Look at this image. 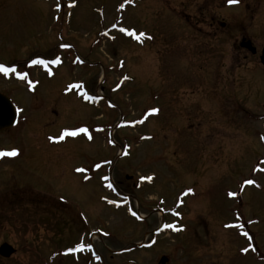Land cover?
<instances>
[{"label": "rangeland", "instance_id": "rangeland-1", "mask_svg": "<svg viewBox=\"0 0 264 264\" xmlns=\"http://www.w3.org/2000/svg\"><path fill=\"white\" fill-rule=\"evenodd\" d=\"M242 25L264 42V0H0V63L28 74L0 72L19 111L0 264H264V73L227 46Z\"/></svg>", "mask_w": 264, "mask_h": 264}, {"label": "flooded vegetation", "instance_id": "flooded-vegetation-1", "mask_svg": "<svg viewBox=\"0 0 264 264\" xmlns=\"http://www.w3.org/2000/svg\"><path fill=\"white\" fill-rule=\"evenodd\" d=\"M239 18L244 19L243 17H239ZM210 19H211L210 20V24L208 26V29H206L207 30L206 31L207 32V34H206L207 35V38L206 39H207L208 44H209L208 48L211 49V50H213V51H215L217 49L216 48L217 46H216L214 40H215V37H216L217 29L219 30V29L225 27V23L223 21H221V20L220 21L216 20V17L215 16H211ZM235 21H237V19ZM215 23H219L220 24L219 25L220 27H218L216 29L215 28ZM242 26H243L242 27L243 29H242V33H241L240 37L239 38L236 37V38L233 39L232 36H229L228 37L229 38L228 39L229 41L227 42V46L230 47L231 41L234 42L235 45H238L236 42L239 40V47L238 48H239V50H243L245 52V56H244V59L243 60H245V59L248 58V54H250V56H256V55L259 54V59H257L258 61L254 60L252 63H254L255 61H256L255 63H259V64H256V65H257L258 69L261 72L264 73V66L261 63V53H262V50L264 48V42H262L260 40V37L259 36H256L255 37L256 42H254L253 38L248 33L247 27L245 25H242ZM198 31H201V29H199ZM224 36H226V35H224ZM167 40H168L167 39V36H165V41H167ZM257 41H259L260 43L257 42ZM224 45H226V43H224ZM223 50L224 51H223L222 55H223V57L225 59V57L227 55L230 56V52H229V50H227V47L225 49H223ZM246 77L247 76L245 75L244 76V79H246ZM261 104L264 105V100H263V102ZM246 111L247 110L245 109V112ZM259 160H260V162H259ZM259 160H258V163L259 164L264 163V158L263 159H259Z\"/></svg>", "mask_w": 264, "mask_h": 264}, {"label": "water", "instance_id": "water-1", "mask_svg": "<svg viewBox=\"0 0 264 264\" xmlns=\"http://www.w3.org/2000/svg\"><path fill=\"white\" fill-rule=\"evenodd\" d=\"M262 63L264 64V48L261 56ZM18 112L11 101V99L0 93V130L12 127L17 121ZM16 252V248L11 244L5 242L0 245V255L3 257H10ZM168 258L163 256L161 258V264H166Z\"/></svg>", "mask_w": 264, "mask_h": 264}, {"label": "snow or ice", "instance_id": "snow-or-ice-1", "mask_svg": "<svg viewBox=\"0 0 264 264\" xmlns=\"http://www.w3.org/2000/svg\"><path fill=\"white\" fill-rule=\"evenodd\" d=\"M228 3L229 4H233V3H238V0H228ZM60 5H57V7H59ZM123 7V5H121ZM124 31H128L127 29H124ZM131 34L135 35L136 33L133 31ZM145 33H140L138 36H137V39H140L141 36H144ZM58 61H53V63H56ZM33 64H37V63H40V64H43L45 63V61L43 60H40V59H37V60H33L32 61ZM0 72L4 73V74H8V73H16L17 76H20L22 78L24 77H27V73L26 72H17L16 68L13 66V67H9V66H6L4 63H0ZM80 85H76V87H79ZM152 112H157L158 109H155L153 108L151 110ZM88 129L87 128H79V129H76V130H65L64 131V135L65 136H76L78 132H87ZM61 139H63V136L60 137ZM91 138V137H89ZM19 152V149L18 148H12L11 150H5V149H0V157H5V156H16ZM97 167H99V165H97ZM145 179H148V180H151L152 177H145ZM246 183H254L253 181H247ZM109 187H112L111 184H109ZM189 192L192 191V189H189L188 190ZM230 195H236L235 193H230ZM180 213H177V215H179ZM245 235H247V233H245ZM81 248L83 246H80ZM87 247H91V245H87ZM75 249H69V251H74ZM244 251H247L248 249H243ZM97 259H99V257H97Z\"/></svg>", "mask_w": 264, "mask_h": 264}, {"label": "bare ground", "instance_id": "bare-ground-1", "mask_svg": "<svg viewBox=\"0 0 264 264\" xmlns=\"http://www.w3.org/2000/svg\"><path fill=\"white\" fill-rule=\"evenodd\" d=\"M67 142V141H66Z\"/></svg>", "mask_w": 264, "mask_h": 264}]
</instances>
